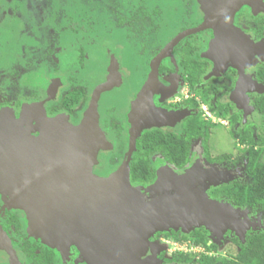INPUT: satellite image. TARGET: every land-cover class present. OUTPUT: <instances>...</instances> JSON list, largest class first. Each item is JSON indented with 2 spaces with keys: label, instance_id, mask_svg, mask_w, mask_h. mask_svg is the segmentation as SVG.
<instances>
[{
  "label": "flooded vegetation",
  "instance_id": "obj_1",
  "mask_svg": "<svg viewBox=\"0 0 264 264\" xmlns=\"http://www.w3.org/2000/svg\"><path fill=\"white\" fill-rule=\"evenodd\" d=\"M254 2L256 10L249 0H177L175 6H155L148 14L145 11L136 14V17L150 15L148 26L155 39L151 43L154 51L148 58L139 53V48L130 62L131 56L125 53L118 60L113 55L90 56L108 62L105 69L90 71L85 67L88 55L80 50L69 61V72L47 73L42 69L26 72L27 84L37 88L36 91L21 101L0 105L1 111L8 115L0 127L3 147L0 152V264H92L79 244L85 222L83 215H77L80 218L76 225L65 231L58 223L60 217L43 207L42 202L49 197L44 199L40 190L49 189L51 184L44 182L45 177H41L44 174L40 176L36 171L57 173L60 178L61 161L44 155V143L39 144L34 154L32 143L35 142L31 139L42 137L45 142V138L49 141L53 135L74 142L84 141L86 148L90 142L89 152H73L79 157L72 165H85L97 178H108L122 170L128 174L132 187L154 184L161 169L187 168L195 153L201 154L209 164L221 166L227 162L226 153L219 155L210 146L213 129L238 125L237 120H243L247 110V95L258 94L249 90L255 84L264 85L263 56L254 67L246 96L240 92L238 97L241 74L232 64L234 50L242 53L249 40L250 46L251 43L264 46V0ZM234 6L235 11L218 24L224 32L217 26L207 27L174 44L170 53L160 60L155 89L140 112L142 94L154 60L162 49L182 32L198 27L209 18L222 16ZM230 19L231 32H227L223 24ZM135 41L140 45V38ZM218 41L221 46L217 45ZM240 105L243 107L239 108ZM26 112L31 114L30 122L23 117ZM51 120H56V124ZM134 122L143 128L130 156ZM243 129V135L248 133V125ZM142 138L144 143L140 144ZM188 140L189 160L184 161ZM241 141L251 146L242 138ZM141 145L147 149L143 158ZM19 149L20 158L14 157L11 161L10 153ZM16 171H24V178L16 175ZM59 187L60 184L54 185L55 189ZM59 191L55 192L58 200ZM144 196L150 198L146 191ZM172 232L153 231L148 235V244L155 248L162 235ZM164 247L156 253L159 264H206L201 261L202 255L193 263L187 257L169 254ZM93 264L101 263L98 260Z\"/></svg>",
  "mask_w": 264,
  "mask_h": 264
},
{
  "label": "rangeland",
  "instance_id": "obj_2",
  "mask_svg": "<svg viewBox=\"0 0 264 264\" xmlns=\"http://www.w3.org/2000/svg\"><path fill=\"white\" fill-rule=\"evenodd\" d=\"M249 3L255 7V10L257 9L254 0H249ZM176 4L178 5L177 0H0V100H4L0 101V105H8L12 101H21V99L27 97V94L36 91L37 88L27 84L26 72L40 69L45 70L47 73L54 71L69 72L71 68H69L68 63L80 50L88 55L85 67L90 71L105 69L103 67H106L108 63L102 62L103 60H100V58L92 59L90 56L113 55L114 59L118 60L117 57L125 53L124 55L131 56L128 59L130 62L133 61L132 57L136 55L135 52L139 48V53L148 58L154 51L151 43L154 41L155 36L149 30L148 25L151 22L147 20L150 17L147 14L155 6L166 7L168 5L175 6ZM143 11L147 14L136 17L138 12L142 13ZM230 21L231 19L223 24L227 32H231ZM138 38L141 39L140 45H137L138 41H135ZM219 38L218 35L217 40ZM221 41L225 42L224 39H221ZM220 42L217 44L218 46H221ZM58 55H61V58H58ZM145 58L143 59L145 60ZM130 64L133 65V63ZM127 75L128 72H126ZM119 76H122V74H119ZM24 77L25 79H23ZM120 78L122 79V77ZM21 79L24 80L25 85ZM117 86L120 88V84H117ZM255 91L258 92L257 95H247V105L245 106L247 110L243 120H237L239 121L238 125L231 124L227 125L226 128L218 126L213 129V136H210V146L215 153L219 155L226 153L225 159L227 158V162L222 163L221 167L238 172L234 179L223 184H231L232 182H238L244 186L252 184V178L246 171L249 165L247 152L250 146L242 142L241 138L244 131L243 127L246 125H248L247 132L252 137L256 138L259 133H262L264 138V113L255 103L257 98L264 95L262 94L264 92ZM239 95L240 91L238 97ZM240 107L243 106L240 105ZM23 117L30 122V112H26ZM7 119V112L1 111L0 127L5 124ZM14 138L17 139L15 136ZM41 138L31 139V142H35L32 143L34 154L40 143L41 145L44 143V153L48 147V142H43V138ZM1 144L0 135V152L3 150ZM263 147L256 146L255 148L257 150V148ZM20 153L19 149L10 153L12 158L10 155L8 156L11 161H14V157L20 158ZM198 155L201 154L198 153ZM229 155L231 156L230 164ZM262 161L264 162V154ZM36 173L40 176L44 174L41 177L48 180L56 179L53 174L51 175L45 170H43V173H40L39 170ZM73 174L75 179L79 177V183L70 184L69 174L65 177L67 182L61 185L62 190H60L59 201L65 202L66 205H68L71 187L73 189L76 187L87 189L89 187L88 189H90L92 185L87 177H83V180L86 178L88 182L83 183L77 171ZM16 175L23 179L25 173L24 171H18ZM86 184H88V187ZM223 184L212 186L207 192L211 188ZM85 194L81 191L75 193V196ZM210 198L212 197L210 196ZM226 200L244 213L250 225L247 233L249 231L264 232V216L260 212L246 205L240 206L228 199ZM61 205L64 206V204ZM202 227L205 228L204 226L195 227L189 233L182 227L160 230L162 232H173L170 235H162L157 245L166 246L168 250L173 248V255L186 254L187 258L193 263L197 261L198 256L202 255L216 258L215 264H227V261L234 264L240 251L239 242L236 240V237H239L232 231H226L223 239L218 240L205 228L207 231L206 239L203 242H197L192 232ZM176 242L179 243L177 246L183 245L182 247L187 252L178 251V247H174ZM168 253L170 254V250Z\"/></svg>",
  "mask_w": 264,
  "mask_h": 264
},
{
  "label": "water",
  "instance_id": "obj_3",
  "mask_svg": "<svg viewBox=\"0 0 264 264\" xmlns=\"http://www.w3.org/2000/svg\"><path fill=\"white\" fill-rule=\"evenodd\" d=\"M235 7L225 11L222 16L209 18L198 27L182 32L162 49L154 60L152 74L142 94L140 112L155 89L160 60L170 53L174 44L182 37L207 27L217 26L224 32L218 24L225 21L226 17L235 11ZM248 42L243 48L244 53L234 50L232 55V64L241 74L237 91L241 90L243 97L246 96L245 90L251 83L255 65L264 56L263 45L251 43L250 46L251 41ZM251 90L264 92V85L255 84L249 91ZM49 122L56 124V120ZM142 128L143 125L134 122L131 129L130 156ZM59 138L52 135L51 140L44 139L48 142L46 148L48 152L45 151V156L47 154L58 158L61 161V169L60 178L57 173L54 175L55 180L45 178L44 182L51 185L50 189L40 190L44 199L49 197L42 204L45 209L47 208L46 211H52L60 217L58 223L65 231L76 225L80 218L77 215H83L85 222L79 244L92 264L98 260L101 264H159L156 253H160L164 248L160 246L154 248L148 244L149 233L156 230L182 227L189 233L195 227L204 226L218 240L223 239L225 232L231 230L245 242L250 225L244 213L233 207L226 199L210 198L207 192L212 186L231 181L238 172L225 169L218 164H209L202 155L195 153L187 168L161 169L154 184L132 187L128 174H124L122 170L108 178H97L89 169L83 167L85 165L77 163L76 167L73 166L72 163L79 157L73 152H89L90 142L86 148L84 141L74 142L70 138ZM75 171L80 174L83 183L88 182L86 178L83 180V177H87L92 185L90 189L88 184L87 189L71 187L66 205L55 197V191L58 193L62 190L61 185L67 182L65 177L69 174L70 184L79 183V177L75 179V173L72 175ZM57 184H60V187L55 189L54 185ZM81 191L86 194L75 196V193ZM145 191L149 193L150 198L144 196ZM99 247L101 248L98 249Z\"/></svg>",
  "mask_w": 264,
  "mask_h": 264
},
{
  "label": "trees",
  "instance_id": "obj_4",
  "mask_svg": "<svg viewBox=\"0 0 264 264\" xmlns=\"http://www.w3.org/2000/svg\"><path fill=\"white\" fill-rule=\"evenodd\" d=\"M262 74L264 75V71ZM255 103L264 113V95L260 98H257ZM242 139L243 141H248V144L251 145L247 154L249 165L247 166L246 171L252 178V184L244 186L238 182H232L231 184H223L218 187H213L210 189L209 193L214 198H226L240 206L246 205L257 212H260L261 215L264 216V162L262 161V156L264 154V138L262 133L258 134L257 139L252 137L251 134L246 133L242 135ZM189 140L187 142V155L185 160L183 159L184 161L189 160ZM143 143L144 140L142 138L140 140V144ZM255 144H259L260 146L262 145L263 148L256 150L254 148ZM146 151L147 149L143 146L140 148L141 157L143 156V152ZM139 174H141V172H139ZM136 176L138 175L136 174ZM206 232L207 231L202 227L201 229H196L193 231L192 235L196 238L197 242H203L206 239ZM236 240L239 242L238 244L240 246V251L236 256L237 261L234 262V264H264V232L249 231L246 235L245 243H243L237 237ZM179 255L187 257V255L183 253H180ZM201 261L205 262L206 264H215L216 258L202 256ZM226 263L233 264V262L228 261Z\"/></svg>",
  "mask_w": 264,
  "mask_h": 264
},
{
  "label": "built area",
  "instance_id": "obj_5",
  "mask_svg": "<svg viewBox=\"0 0 264 264\" xmlns=\"http://www.w3.org/2000/svg\"><path fill=\"white\" fill-rule=\"evenodd\" d=\"M174 245H175L174 247H178V251H181V252H184V253L187 252V251H185L184 248L182 247L183 245H182V246H177V245H179V243H177V242H176ZM196 248H198V247H196ZM172 249H173V248H171V249L169 248L170 253H172V251H173ZM174 251H176V250H174Z\"/></svg>",
  "mask_w": 264,
  "mask_h": 264
}]
</instances>
